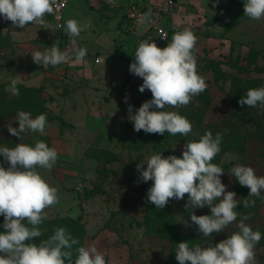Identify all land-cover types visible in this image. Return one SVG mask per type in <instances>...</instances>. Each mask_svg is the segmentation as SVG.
<instances>
[{
    "label": "rangeland",
    "instance_id": "374dc122",
    "mask_svg": "<svg viewBox=\"0 0 264 264\" xmlns=\"http://www.w3.org/2000/svg\"><path fill=\"white\" fill-rule=\"evenodd\" d=\"M177 1L178 5H182L191 0ZM242 1L230 0L226 5L227 0H196L188 8L191 12L188 24L181 27L191 30L198 37L194 50L197 72L205 78L211 99L204 117L206 123L221 125L233 119V99L227 92L230 75L238 72L232 66L234 63L245 66L247 60L253 62L247 71L237 73L244 78L264 76V39L257 42L251 40L254 34L250 29L244 32L238 28L232 30V24L228 23L229 19L244 16ZM125 2H137L142 6L144 1ZM123 13L122 9H111L96 0L92 3L91 0H70L64 10V26L69 19L78 21L83 30L77 37L67 35L64 27L61 31L57 30L51 15L44 17L46 23L43 28L30 23L24 29L0 16V85L15 78L6 69L7 66L14 67L16 60L26 74L36 76L42 73L45 78L43 98L48 109L55 111L63 127L61 138L51 136L48 126L45 136L28 132L20 141L18 137H12L6 127L9 124L19 127L16 116L0 120V147L12 148L19 142L34 146L37 140H42L57 150V162L51 171L37 168L43 178L58 190L59 203L45 210L47 218L81 215L87 228L85 247L94 244L105 254L107 264H166L171 242L144 230L143 198L151 186L139 180L140 174L136 170L137 163L144 157L160 153L159 146L149 134L141 143L144 146L135 147L136 140L141 142V135L134 130L127 109L131 105L134 114L143 102L152 98L149 90L139 91L142 78L129 71L139 43L151 40L160 48L167 44L158 42L156 34L151 31L138 40V35L133 32L135 22L127 25L130 19ZM212 16H217L219 20L214 23L206 21ZM255 25L253 23L252 26ZM53 43L62 52H67L71 59L48 68L34 63L31 53L43 52ZM78 48L87 50L82 62L75 60L74 53ZM209 58L220 60L227 72L219 82H215L212 71H204L203 66ZM164 111H172V108L166 107ZM191 124V134L200 137L205 134L202 125L195 121ZM239 126L245 134L254 132V127L245 120L239 121ZM185 145L186 142L177 141L170 155L182 158ZM246 146L244 153L234 147L221 159L216 156L212 161L223 168L225 173L221 181L227 186V191L236 193L237 199L239 193L235 177L230 172L233 167L237 164L251 166L264 176V142L250 137ZM110 152L117 156L106 165V170L100 172ZM0 162H3V156H0ZM4 167L7 168L8 164L4 163ZM100 183L103 184L101 192L93 196L86 194V190L94 189L95 184ZM248 199L255 200V206L244 208L242 202L236 209L240 218L225 232L234 231L245 215L250 217L245 223L251 228L264 225V191L260 197ZM186 202L187 194L182 200H172L183 233L194 227L191 212L198 216L211 214L207 206L190 212L184 207ZM184 211H189L187 218L183 217ZM186 221L190 227L185 226ZM221 233L220 236L223 235ZM209 244L205 241L200 245L207 247ZM261 254H264V246L255 248V259Z\"/></svg>",
    "mask_w": 264,
    "mask_h": 264
},
{
    "label": "clouds",
    "instance_id": "9594fccd",
    "mask_svg": "<svg viewBox=\"0 0 264 264\" xmlns=\"http://www.w3.org/2000/svg\"><path fill=\"white\" fill-rule=\"evenodd\" d=\"M114 3V0H108ZM66 0H0V16L12 25L24 29L30 23L43 28L46 15L54 14L64 6ZM244 16L259 21L264 18V0H244ZM151 13L144 14L147 19ZM58 19L60 17H57ZM64 27L65 33L77 37L83 30L78 21L69 19ZM87 27V26H85ZM168 40L167 33L160 36ZM198 37L189 29L177 31L171 42L160 48L151 40L141 41L130 64L131 74L142 78L139 91L146 89L152 98L146 100L133 114L128 105L129 120L134 130L145 134L168 133L172 136H187L192 131L191 122L176 111H164L166 107L187 106L194 96L207 88L205 78L197 72L194 50ZM87 54L85 48L75 50V60L82 62ZM37 65L55 67L71 57L62 52L54 43L43 52L31 53ZM22 83L20 75L11 79L9 91L19 95L17 85ZM128 97H125L127 103ZM241 107H264V86L250 88L238 101ZM19 127L7 125L12 136L21 141L28 132L46 134L47 115L33 118L28 111H18L16 116ZM222 133L215 135L207 131L198 140L187 142L182 158L175 155L163 156L162 152L144 157L136 165L139 180L152 181L147 190L146 202L163 209L170 200H182L187 194L184 205L192 209L210 208V215H196L191 212V224L204 237L221 233L240 215L236 209L240 201L234 191H227L222 183L223 168L212 163L221 151ZM0 216H3V232H0V264H107L105 254L97 247L89 245L75 249L79 244L64 227H58L47 239L33 243L34 238L43 235L41 225L47 218L46 209L59 203L58 190L51 186L37 171V168L51 171L57 162L58 152L54 147L37 140L34 146L17 143L15 147H0ZM4 163L8 167H4ZM146 165V167H145ZM241 186L249 189L248 197H260L264 191V176H258L251 166L237 164L231 170ZM255 200L244 199L243 207H254ZM250 217L243 216L236 224L237 231L216 244L189 246L188 241L177 245L175 259L179 264H257L255 246L262 234L254 231L245 223ZM186 227H190L186 221Z\"/></svg>",
    "mask_w": 264,
    "mask_h": 264
},
{
    "label": "trees",
    "instance_id": "16d2710c",
    "mask_svg": "<svg viewBox=\"0 0 264 264\" xmlns=\"http://www.w3.org/2000/svg\"><path fill=\"white\" fill-rule=\"evenodd\" d=\"M217 20H219V18L217 16H213L206 21L214 23ZM168 42H171V39ZM168 42L165 44H168ZM252 63V61L247 60L245 66L237 65L235 63L232 66L238 69L237 73H242L243 71H247ZM203 68L204 71L208 70L213 72L215 82H219L224 76L227 75V72L222 68V62L220 60L209 58L206 60ZM237 73H232L230 75L231 82L227 95L233 99V113L231 115L233 119L228 120L227 123L220 125L218 123H206L204 121L205 113L211 103L210 93L207 91V89L200 95L194 96L192 101L187 106L172 108V111H176L180 115L185 116L190 122L195 121L198 125H202V129L205 133L207 131H211L213 135H215L217 132L222 133L223 139L220 145L221 151L217 155L219 159H221L224 153L233 149L234 147H237L241 152L244 153L246 150L247 139L250 137L264 142V107L259 105L255 108H249L247 105L241 107L238 103L242 95H246L248 89L264 86V76H259L256 78H244ZM9 85L10 82L0 85V120L17 116L18 111H28L32 114L33 118L39 114L45 113L47 115L48 126L52 120L57 118L56 114L48 109L46 100L43 98V93L45 91L43 84L39 86H28L24 83H20L17 85L19 88L18 96L11 94V92L8 90ZM241 120H245L252 127H254V132L252 134H245L241 132L239 126V121ZM48 126L46 127V130L48 129ZM141 132H143V130H141L139 134L141 135V142L138 140L135 142V147L137 148L145 145L141 143H143L144 139L149 135L145 133L141 134ZM150 137H153L157 140L156 144L159 146L160 152H162L163 156L165 157L170 155L173 144L177 141H184L187 143L190 141H196L200 138V136H196L191 133H189L187 136H182L180 134L172 136L168 133H165L164 135L152 134ZM234 141L235 143H233ZM116 156L117 154L110 152L109 157L105 159V164L102 166L100 172L106 170V165L113 161ZM256 174L260 176L257 172ZM234 182L239 193L238 200L240 201V205L244 199H248L249 189L247 187L241 186L235 178ZM147 184L151 186L152 181H148ZM102 185V183L95 184V188L86 190V194L88 196H93L96 193L101 192ZM146 194L143 198L145 217L142 224L145 226L144 230L148 234H154L171 242L169 259L167 260L166 264H179V262L175 259V252L177 245L180 242L188 241L190 247H193L197 244L200 245L205 241H209L210 244L214 245L221 240L226 239L232 232L238 230L236 228L232 232L223 231V235L221 236L219 235L220 233H213L211 237H204L197 231V226L194 225L192 230L183 233L181 225L175 216L172 200H170L165 208L161 210L159 208H155V205L146 202ZM188 215L189 211H184L183 217L187 218ZM238 218H240V216H238ZM2 225L3 218L0 217V232L4 231ZM40 227L42 229L43 235L40 238H34L32 241L33 243H39L40 239H47L54 233L56 228L64 227L74 238L79 241V244L73 247V259L76 257L75 249L80 246H85L84 238L87 233V228L81 215L77 217L61 216L56 218H46ZM252 229L254 231L259 230L262 234V238L255 248L264 246V225L258 226L256 228L253 227ZM256 261L257 264H264V254H261L258 259H256Z\"/></svg>",
    "mask_w": 264,
    "mask_h": 264
},
{
    "label": "crops",
    "instance_id": "0c3cea01",
    "mask_svg": "<svg viewBox=\"0 0 264 264\" xmlns=\"http://www.w3.org/2000/svg\"><path fill=\"white\" fill-rule=\"evenodd\" d=\"M93 1H95V0H93ZM143 1H144L143 5L140 6V7H143L146 10H151V9L155 8L158 5L160 0H143ZM229 1L230 0H227L226 5L229 4ZM97 2H99V1H97ZM194 2H196V0L195 1L191 0V1H188L187 3H185V4H182V5L179 4L178 5V1H177V6H176L175 10L173 11V13L172 14H163L161 16V18L163 17L162 21L167 26L175 25V26L182 27L183 25H187L188 24V20L187 19H189L191 17L190 16L191 12H188V10H189L188 8L191 5L190 3H192V5H194ZM242 2H244V0ZM91 3H92V0H91ZM99 3H101V2H99ZM124 3H125V5H127L129 3L138 4L137 2H128L127 3V2H125V0H124ZM107 7H109V6H107ZM109 8H111V7H109ZM111 9H113V8H111ZM187 12H188V14H187ZM105 13H109V12L106 11ZM117 13H119V12H117ZM123 15L127 17L126 14L123 13ZM129 22H131V20H128L127 25H130ZM228 23L232 24V27H233L232 30L238 28V29H240V32H244L245 30L248 31L250 29L251 30V34L252 35L254 34V36L250 38L251 40L255 39V41L257 42L259 40H263L264 39V37H263L264 36V18H262L259 21H256V20H252V19H250V18H248L246 16H243L240 19H236V18L233 19V20L229 19ZM253 23L256 24L255 27L252 26ZM134 26H135V31H133V32L136 33V35H138V40L141 38V35L144 36L149 31L153 32V30H150L148 25L146 23H144V22L137 23V24L134 23ZM136 26H138V27H136ZM247 27H249V28H247ZM59 31H61V30H59ZM133 32H130V33L132 34ZM51 37L52 36H49V38H51ZM9 65H10V63H9ZM11 68H12V70H11ZM6 72L10 73V74L11 73L14 74L15 77H16V75H20V79L22 80V83H24V84H26L28 86H39V85L44 84L43 80L45 78H44V75L42 73L41 74H36V76L26 74L25 72H23V69L18 64V60L15 61L14 67L7 66ZM53 113H55V111H53ZM57 121H59V123H57ZM49 132H50L51 136L57 137V138L58 137L61 138L63 136V127H62V124H61V120H59L57 118L52 120L50 122V125H49ZM246 150H247V146H246ZM255 171L260 175V173L256 169H255Z\"/></svg>",
    "mask_w": 264,
    "mask_h": 264
},
{
    "label": "built area",
    "instance_id": "2783aa9c",
    "mask_svg": "<svg viewBox=\"0 0 264 264\" xmlns=\"http://www.w3.org/2000/svg\"><path fill=\"white\" fill-rule=\"evenodd\" d=\"M101 2V4H105L113 9H122L125 11L127 17L135 22V23H146L149 29L153 30L156 34L158 42L160 43H167L171 38L172 35L177 31H183L179 26H167L163 21L161 16L163 14H172L177 6V0H160L158 5L151 9L146 10L143 7L138 6L136 3H129L125 5L124 0H114V3H109L108 0H97ZM63 2V0H61ZM70 0H66L64 6L59 8L54 14H51L53 17L56 29L61 30L64 26V10L68 6ZM151 13V15L147 19H142L144 14ZM57 17H60L59 19ZM163 33H167L168 40L162 39L160 36Z\"/></svg>",
    "mask_w": 264,
    "mask_h": 264
}]
</instances>
